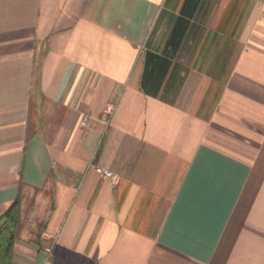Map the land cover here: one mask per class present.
<instances>
[{
    "label": "crops",
    "instance_id": "crops-1",
    "mask_svg": "<svg viewBox=\"0 0 264 264\" xmlns=\"http://www.w3.org/2000/svg\"><path fill=\"white\" fill-rule=\"evenodd\" d=\"M15 200L12 264H264V0H0Z\"/></svg>",
    "mask_w": 264,
    "mask_h": 264
},
{
    "label": "trees",
    "instance_id": "trees-1",
    "mask_svg": "<svg viewBox=\"0 0 264 264\" xmlns=\"http://www.w3.org/2000/svg\"><path fill=\"white\" fill-rule=\"evenodd\" d=\"M19 203L14 201L0 216V264H12Z\"/></svg>",
    "mask_w": 264,
    "mask_h": 264
},
{
    "label": "built area",
    "instance_id": "built-area-1",
    "mask_svg": "<svg viewBox=\"0 0 264 264\" xmlns=\"http://www.w3.org/2000/svg\"><path fill=\"white\" fill-rule=\"evenodd\" d=\"M114 105L113 104H108L106 107H105V109H104V114L106 115V116H108V117H110L112 114H113V111H114ZM88 117H83L82 118V124L84 125V124H86V123H88ZM95 172L97 173V174H99L100 176H102L103 178H105V179H107V180H109V181H111V182H115L116 181V179H117V176L116 175H114L113 173H111V172H109V171H106V170H102V169H100V168H96L95 169ZM47 252H49L48 250H47Z\"/></svg>",
    "mask_w": 264,
    "mask_h": 264
}]
</instances>
